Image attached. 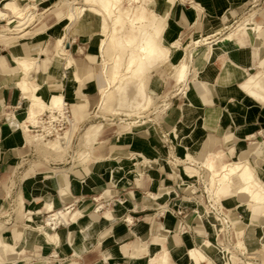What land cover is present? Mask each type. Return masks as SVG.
Masks as SVG:
<instances>
[{
    "label": "crops",
    "instance_id": "0c3cea01",
    "mask_svg": "<svg viewBox=\"0 0 264 264\" xmlns=\"http://www.w3.org/2000/svg\"><path fill=\"white\" fill-rule=\"evenodd\" d=\"M31 1L36 2L30 5L35 8L37 3L47 0ZM153 2L158 3L146 0L151 8ZM253 2L178 0L170 11V19L178 29L173 28L167 35L168 40H180L183 47L193 41L207 39V42H213L222 37L228 23L244 13L246 6ZM193 4L198 8H193ZM0 9L4 10V6ZM9 15L14 18L10 11ZM78 20L70 24L66 14L56 11L48 19V26L42 29L49 32L50 38L0 42V215L12 202L22 199L21 216L31 221L42 218L44 213H51V206L57 211L71 205L74 210L75 207L84 210L88 220L70 224L73 220L68 218L66 225L53 230V234L59 236L58 245L49 237L44 239V233V237L40 233L28 239L29 230L20 229L8 242L15 245V252L12 245L2 246L0 242V264H152L153 259L154 264H158L163 255L168 256V264H225L222 253L216 257L205 254L207 258L199 263L192 261L189 251L199 248L202 240L211 241L215 237L217 245L211 242L221 246V238H218L211 220L200 219V215L197 217L205 210L206 197L202 190L194 189L196 180L187 176L185 169L183 175L178 174L172 167L174 162L169 165L158 137L148 136L153 131L130 135L134 132H128V128L123 134L104 140L101 144L106 145L98 155L95 146L89 158L91 163L76 166L61 161L57 163L47 155L53 154L52 149L47 139L42 146L36 144L33 138L43 136L31 134L36 131L33 125L28 124V131L23 129L30 101L19 85L22 76L15 56L38 58L30 73L35 79L34 85L41 89L46 102L54 94L64 96L72 124L76 118L81 126L88 113L97 108L101 92L108 86L100 65L99 29L95 20ZM260 23H257L261 28L258 33L233 36V45L236 40L237 48H226L229 49L227 53L219 54L214 61L216 71L208 66L204 77L192 83L189 107L184 111L185 103L180 107L183 124L176 125L175 117L181 116L177 113H171V118L166 121L170 125L169 133H175L184 143L183 149L188 150L196 163L218 151L236 150L235 156H229L227 160L240 157L254 143L248 142L259 138L264 131V108L243 93L244 85L252 76L247 79L248 71L253 67L264 68V15ZM25 33L32 32L26 28ZM55 33L67 36L65 57L74 61L72 70L67 69L63 74L59 71L66 61L57 64L54 52H44L49 41L56 38ZM102 51L107 55L108 50ZM202 61L208 63L205 56ZM229 62L237 66L230 80L225 79ZM167 74L166 67H157L148 78L149 91L158 92L162 87L160 84L172 80L169 75L165 81ZM254 75H259L264 83V71ZM71 78H76L77 83H72ZM157 128L154 127L156 134ZM186 152L181 151L177 158L182 160ZM134 154L138 156L133 157ZM139 155L156 163L149 167ZM58 157L63 158V155ZM140 164L141 172H138ZM12 182L16 187L10 189ZM220 194L233 196L226 187ZM239 205L236 197L224 200V209L236 226L237 241L246 239L249 252L253 247L263 249L264 227L260 225L263 214L259 216L254 209L244 210ZM100 207L103 208L101 212L98 211ZM177 207L183 209V216L175 215ZM98 212L100 215H95ZM74 214L85 217L81 211ZM32 224L28 227L41 232L45 226L49 227L47 222L42 227H33Z\"/></svg>",
    "mask_w": 264,
    "mask_h": 264
},
{
    "label": "rangeland",
    "instance_id": "374dc122",
    "mask_svg": "<svg viewBox=\"0 0 264 264\" xmlns=\"http://www.w3.org/2000/svg\"><path fill=\"white\" fill-rule=\"evenodd\" d=\"M47 1H41L40 3H37V7L34 6L35 8H33L30 5L36 2H33L31 0H19L17 1L19 6L16 5L17 4L16 2L13 3L12 0H0V8H2L5 3H6L5 5L10 4L11 6L16 7L19 11H23L25 13L23 17H26L25 25L22 28H15L17 25H19L18 21H14L11 25L8 26H4L6 25V22L0 21V42L5 41V43H14L16 41H19L21 38L22 39L25 38L41 39L42 37L50 38L49 32L45 33V31L42 29L48 26L47 21L50 17H52L53 12L59 11L63 14H66V19L71 24V21L69 20V14L71 13L72 6L75 7L77 6L79 8L84 6L86 7L87 10L84 11V13H82V15L80 16L81 18L79 17L80 19L78 18L79 20L78 19L77 20L78 22H80L83 19L95 20V24L99 29V37H100V41H99L100 51H101L100 65L102 67V71H104V76L105 78H107V83H108V86L105 87V89H103V91L101 92L102 96L100 102L98 103L97 108L91 111L90 113H88L87 118L84 119V122L81 124V126L79 125L77 119L74 118V124L76 126V129H75V134L72 137L70 143H67L65 142V139H62L63 135L65 134L64 132L65 131L67 132L71 129V127L67 125V129H64L63 132H61L64 134L60 136L61 141H63L62 146L53 148L48 145L50 149H52L53 154L47 153V155L51 156L54 159V161L57 163H60L61 161L62 163H69V164L73 163V165L76 164V166H80L88 162L90 163L92 162V160H90L89 158H91L92 156L94 147L96 146L97 148L96 155H98L100 153V150H102V147L106 145L104 143L101 144L104 140L112 136H118L120 134H123L126 130H128V128H129L128 132H134L130 135H133L136 132H140V131L151 130L154 133L148 134V136L158 137V142L161 144V146L165 151L164 154H165V158L167 159L166 161H169V165H172L171 163L174 162L175 166L172 167L175 168L174 170L178 174L181 173V175H183L184 169L187 171L188 167L197 169V173L193 174L194 177L192 178V180H196L194 189L197 191L199 189L202 190V193H204L206 197L205 202L203 203L206 211L204 210V212L198 214L197 217L200 215L202 219L207 218L211 220L213 224H215L216 222L214 216L211 215L210 212L211 209H224L225 208L224 200L232 197H236L240 201L239 206L242 207L244 210L254 209L258 213V215L261 216V214L264 211V207H258L256 206L258 204L254 202H259V201L264 202L263 190L257 191V193L253 198H247L246 196H241V197L223 196L220 194L222 189L219 191V195L214 193L213 189H215V187L209 181L208 176L205 174V171L200 167V165L194 162V159L191 160L188 158L189 160H185L186 157L190 154L188 153L187 149L186 150L183 149V147L185 146L184 143H182L180 139L179 140L177 139L175 133L173 134L169 133L170 125H168L166 121L168 117L172 116L173 113L181 114V116L175 117L176 125L183 124L182 123V121L184 120L182 116L183 112L180 109V107L184 103L185 105L183 111L189 107L188 99H189V92L192 83H196L204 77V75L207 73L208 66L211 67V70L216 71L214 67L215 60L208 59L209 48L214 41L207 42V39L200 41H193L190 44L185 43L184 45L185 48H184L180 40L179 41H177V39L173 41L168 40L167 35L172 33L173 28L178 29V25L172 22L170 19L171 18L170 11L176 5L178 0H153V1H158V3L153 2L152 8L147 6L148 2L146 3V0L123 1L125 4L126 3L129 4L131 1L132 6H131V11L129 13H123L122 11L117 10V14L124 20L123 24L125 25L123 31L119 34V39L121 41H124L127 46L125 57L123 63H121L120 70L121 71L125 70L128 61L127 57L133 50L137 49V51L140 54V58L138 59L137 65L135 66L133 71L127 73L126 78L123 81H119L116 83L115 82L111 83V75L114 69L113 66L114 61L112 60L115 54L114 51L110 48L111 46L109 41L111 35L110 33H107L106 35L103 34V17L95 11L88 10L87 6L91 5V2H86L85 0H50L48 2ZM96 1L101 9L103 7L104 1L103 0L102 2L101 0H96ZM251 1L254 2L246 6L244 13H242L235 20H232L231 22L228 23L227 29H225V34H223L222 37L231 34L233 31H236L240 26L243 25H247L246 29H242L237 34L242 33L243 35H248V34L250 35L251 33L255 34L260 32L261 28L259 25H257V23L261 24L260 19L264 15V0H251ZM194 6L195 5L193 4V8ZM136 11L137 12L141 11V12L138 14L136 13ZM31 13H34V16L32 18H29V15ZM9 18L13 19V17H11L10 15ZM255 27L260 28L258 32L254 30ZM26 28H29V30L32 33H25ZM66 40H67V36H66ZM66 40L62 44L64 49L60 51L63 55H65V52L67 51L66 45L68 42ZM185 40L187 39L185 38L184 41ZM54 42H55V38H52L49 41L47 48L44 50V52L47 53L54 52V54L59 53L60 49L58 50L56 46L52 45V43ZM237 44L238 42L235 40V44L233 45V36H232V41L230 43V46L232 48L234 47L237 48L236 47ZM230 46H227L226 48H229ZM167 49H169V51H167ZM174 49H178V50H174ZM199 49H204V50L198 52ZM102 50L104 51L108 50L107 55L106 54L103 55ZM203 56H205V59L206 61H208V63L202 61ZM234 56H236V54ZM17 60H30L37 62L38 58L32 59L31 57L20 55V56H15L16 63ZM159 66H164L169 70V74L166 75L165 81H167L166 79L169 77V75H171L172 80H168L166 83L160 84L162 87H160L158 92L149 91L147 87L148 78L150 74L155 70H157V67ZM260 71H264V68L253 67L252 70L248 71L247 79L251 75L256 74ZM21 76L22 79L19 82L20 87L22 82L27 80V76L22 70H21ZM31 85H32L33 94H39L41 98H43L41 95V89L38 86L34 85V81L31 82ZM256 92L258 93L257 98L250 92L245 91L243 93H245V95H247L249 98L258 101L259 103L258 102L255 103L264 108V92L260 90H257ZM46 111L48 110H45L42 113V115ZM92 124H98L103 128V131L101 133L98 142H94L92 140H88L84 138L85 130L87 129V127H89ZM38 126L39 124L36 125V127ZM154 127H158L157 128L158 134L155 133ZM263 132L261 133V136L259 138H254L248 142L249 144L251 142L254 143L251 144L249 148L246 149L245 153L240 157H237L233 160H227L229 156L231 157L235 156L236 150H232L230 152L223 151L226 155L225 162L227 163L249 162L245 167L247 168V173L238 176L234 181V184L231 185L232 188L238 189L240 187L245 186L249 181H255L256 179L257 180L261 179V181L264 183V146H260V144L264 142ZM31 134L32 135L37 134V131ZM144 135L147 136V134ZM58 137H55V134H53L51 137L48 138L34 137L33 140L36 141V144H40L42 146L45 143L46 139H47L46 142L49 143L51 140H55ZM181 151L183 152L187 151V152L185 153L183 159L179 160L177 157L179 156L178 153H180ZM54 154L57 155V157L53 156ZM60 155H63V158H59L58 156ZM137 156L138 155L135 154L133 155V157H137ZM139 156L142 157V159H144V161L147 163L149 167L154 166V164L156 163V161H150V159L143 157L142 155ZM182 156L183 154L181 155V157ZM204 157L205 156H203L201 159H203ZM173 158L175 160H172ZM137 171L141 172V164L139 166V170ZM134 173H136V171ZM254 174L256 177L254 176ZM247 175H251L252 177L247 179L246 178ZM15 187L16 184L12 182L10 189H13ZM201 198L203 199V197ZM110 199L112 201V196L110 197ZM104 200H106V198ZM108 203L110 204L111 202ZM22 207H24V203L22 199L16 200L15 202H12V205L8 208V210L5 211V213L0 215V242L2 243V246L4 244L12 245L14 252L16 251L15 245L12 243H8L11 240L12 234L18 232V230L20 229L22 230L26 229L25 231L29 230L27 235L28 239L32 237H36V235H40V233L43 236V233L41 231L32 229L28 227V225H31V223H33L32 224L33 227L35 226L42 227L44 222H46V219L50 215L44 213L42 214V218L40 216L38 219L34 218L31 221V219H27L25 217L23 218L21 216L23 215V213H21ZM78 211H81L85 215V217L76 216L74 213ZM100 212L96 213L95 215L99 216ZM68 218H71L73 220L72 222H70V224H74L78 222L80 223L83 220L86 221L88 220V217H86V212L84 210L83 211L79 210L78 207H75V210L72 212L69 211V214L65 215L63 221H61L60 224L63 223L66 225L67 224L66 220ZM28 221H31V223H29ZM37 222H40V224L35 225ZM260 225L261 226L264 225V221L262 222V224L260 222ZM45 227H46L45 228L46 231L52 234L55 233V231H53L50 227L47 226ZM44 239L46 238L44 237ZM202 241L200 243V247L203 244ZM211 241L217 245V243L215 242V237H212ZM240 241L243 242L245 246H247L246 239ZM219 248L220 246H216L214 252L210 256L216 257L218 253L219 254L222 253L221 251H218L221 250ZM238 248L241 250V252L245 250L244 248L242 249L240 247ZM225 251L228 252V259H226L227 260L226 264L240 263V260L236 256H234L235 254L232 253L231 250H229V248H226L224 252ZM245 251L244 254L245 253L247 254L248 251L246 252ZM250 251L258 255V256L256 254L250 255L252 253L248 252L249 253L248 255L251 257L259 258L260 255L264 256V247L263 249H258L256 247H253L250 249ZM191 259L192 261H196L197 263L201 262L192 257ZM259 259L261 260V257ZM261 262L264 264L263 261ZM168 263L169 260L167 258L165 263L160 262L158 264H168Z\"/></svg>",
    "mask_w": 264,
    "mask_h": 264
},
{
    "label": "bare ground",
    "instance_id": "6f19581e",
    "mask_svg": "<svg viewBox=\"0 0 264 264\" xmlns=\"http://www.w3.org/2000/svg\"><path fill=\"white\" fill-rule=\"evenodd\" d=\"M17 1H19V0H12L13 3L17 2ZM85 1L91 2V5L87 6L89 11H95L103 17V34L106 35L107 33H110V35H111L110 41H109L110 46H111L110 48L115 53L113 56V60H112V61H114V63H113L114 69H113V73L111 75V83L123 81L126 78V74L133 71V69L137 65L138 59L140 58V54L137 51V49L133 50L129 54V56L127 57L128 61H127L125 70L124 71L120 70L121 63H123V60L125 57V52H126L127 46H126L124 41H121L119 39V34L123 31V28L125 25L123 24L124 20L117 14V10H120L123 13H129L131 11L132 2L130 1L129 4H127V3L125 4L123 2L124 0H103L104 4H103V7L100 9L96 0H85ZM101 2H102V0H101ZM194 8H198L197 4L194 6ZM86 10L87 9L84 6L80 7V8L77 6L76 7L72 6L71 13L69 14V20L71 21V24L76 22V20ZM7 11H10L14 14L13 19L8 17ZM24 15H25V13L23 11H19L16 7L11 6L10 4L4 5V10L0 9V21L6 22V25H4V26L11 25L17 19L19 25H17L15 28H22L26 22V20H25L26 17H23ZM33 16H34V13H31L29 15V18H32ZM246 27H247V25L240 26L236 31H233L231 34H228V35L214 41L210 45L208 59L215 60L217 58V56H219V54L227 53V51L230 48H232L230 46V43L232 41V36L236 35L242 29H246ZM259 29H260L259 27L254 28V30L256 32H258ZM55 36H56V38H55L56 43L54 42V43H52V45L56 46L58 48V50L60 49L59 53L55 54L57 64H59L62 61H66V64L64 63L65 64L64 68L62 66V69L60 71L58 70L59 72H61L63 74L67 69L72 70L74 61L71 58L67 59L65 57V55H63L60 52L62 49H64L62 44L66 40V35L61 34V33H55ZM103 37H105V36H103ZM227 46H230L229 49H226ZM167 51H169V49H167ZM17 63H18V66L20 67V69L27 76V80L23 81L21 84V89H22L26 99H30V107H29V110L27 112L28 116L25 119V122L23 124V129L25 131H28L29 130L28 124H31L35 127L37 133H40V135H42L43 137H45V138L51 137L55 133V132H53V129H54V123L53 122L58 119L56 113H58L59 116H62L64 119H67L68 123H69V127H70L72 122H73V119H72V117H68V115L66 114L68 103H65L66 99L64 98V96L59 95V94H54L51 96L49 102H46L43 100V98H41V96L39 94H33L31 82H33L35 79L31 78L30 73L32 72V70H34V67L36 66L37 62L30 61V60H17ZM236 67L237 66L234 65L232 62H229V64L227 65L226 72H225V74H226L225 79L230 80L234 77V71H235ZM71 82L77 83L76 78H71ZM244 90L250 92L251 94L256 96V98L258 95V93L256 92L257 90L264 92V86L260 80V76L253 74L250 77V79L246 82V84L244 85ZM45 110H48V111H46L42 115V113ZM48 112H51L53 114H51L50 123L46 124L44 122L43 118L45 115H47ZM38 124H39V126L36 127V125H38ZM38 129H40V130H38ZM75 129H76V126L73 123L71 129L67 132L66 131L64 132L65 134L60 133V132L55 133V137H58V136L59 137L55 140H51L48 143V145L53 147V148L61 147L63 141H61L60 136H62L63 134L64 135H63L62 139H65V142L70 143L72 137L75 134ZM102 131H103V128L100 125L92 124L89 127H87V129L85 130L84 138L88 139V140H92L94 142H98ZM260 146H264V142H262L260 144ZM225 156L226 155L223 151L213 152V153L208 154L204 161L197 163L205 171V174L208 176L209 181L214 185V187H215V189H213L214 193L219 195V191L221 189H223L224 187H226V188H229L231 190L233 196L234 195L237 197L246 196L247 198H253L255 196V194L257 193V191H261V190L264 191V183L261 181V179L257 180L256 178H255L256 179L255 181H249L243 187H240L238 189L232 188L231 185L234 184V181L236 180V178L238 176H241V174L247 173V168H245V167L249 162L227 163V162H225ZM188 158L193 160L191 155H188L185 160H189ZM150 161H152V160H150ZM219 163H221V166L219 165ZM252 170H253V168H252ZM186 172L188 174V175L186 174L187 176L194 177L193 174L197 173V169L192 168V167H188ZM255 174H254V176H255ZM206 175H204V176H206ZM251 177H252L251 175H247L246 178L249 179ZM257 178H259V177H257ZM254 203L258 204V205H256L258 207H264L263 201L254 202ZM248 205H251V204H248ZM216 206H218V205H216ZM84 207L82 209H84ZM103 208H104V205H103ZM100 209H101V207L98 208V211H100ZM50 211H51V213H49ZM50 211L48 212L50 215L46 219V222H47V225L52 228V230H56L59 226L64 225V224H60V223H61V221H63V218L65 217V215L69 214V211L70 212L74 211V209H73V206L71 205V206L64 208L63 210L53 211V206H51ZM205 211H206V209H205ZM221 211H222V209H211V211H210L211 215L214 216V219L216 222L215 224H213V227L215 228V231L217 232L218 238H221V243H220L221 246L219 248L221 250H218V251H221L222 254L224 255V253H223L224 250H226V248H229V250H231V252L234 253L235 254L234 256H236V257L240 254L241 255L244 254L245 250L248 251L247 246H245V244L243 242H241L240 240L237 241V238H236V240H234V242L229 241L225 244L222 242V232L224 233L226 231L227 224L230 223V225L234 229L236 228V226H235L234 222L232 221L231 216L228 215V218L224 217V215H222ZM30 214H32V213H30ZM262 214L264 216V211ZM109 216L110 215H107V217H109ZM200 219H201V217H200ZM262 226L264 227V225H262ZM220 227H222V228H220ZM42 231H43L42 233H44L47 236V237L45 236V238H47L46 240H48V237H49V240L51 238L53 243H55V245L59 244V236L57 234L52 235L43 228H42ZM236 241H237V243H236ZM237 246L240 247L241 249L244 248L245 250L241 252V250ZM215 248H216V246L210 240H205L201 247L190 250L189 255L192 258L197 259L199 261H205V259L207 258L205 256V254L211 255L214 252ZM248 252H247V255L249 253H252L250 255L256 254L253 252H249V253ZM260 257H261V261L264 262V256L260 255ZM167 258H168L167 255L166 256L163 255L160 262L165 263ZM251 258H255V257H251ZM226 262H227V260H226ZM240 262L242 264H254L252 260L245 258V256L242 260L240 259ZM154 263H156L155 259L152 260V264H154ZM260 264H263V263L261 262Z\"/></svg>",
    "mask_w": 264,
    "mask_h": 264
},
{
    "label": "built area",
    "instance_id": "2783aa9c",
    "mask_svg": "<svg viewBox=\"0 0 264 264\" xmlns=\"http://www.w3.org/2000/svg\"><path fill=\"white\" fill-rule=\"evenodd\" d=\"M51 114H53V113L48 112L47 115L44 116L43 119H44V122L46 124H49L50 123V121H51V118H50L51 117ZM56 114H57V118L58 119L53 122L54 123L53 132H55V133L60 132L61 133V132H63L64 129L67 128V125H69V123H68V120L67 119H64L62 116H59L58 113H56ZM66 114L68 115V117H72L71 114H70V112H69L68 105H67V112H66ZM221 212H222V215H224V217H227L228 218V213L226 212L225 209H222ZM174 213L178 217H181V216L184 215L183 209L181 207L175 208ZM240 219H242V218L240 217ZM234 240H236V231L230 225V223H228L227 224L226 231L224 233L222 232V242L225 244V243H227L229 241L234 242ZM223 253H224L223 257L226 258V259H228V252L225 251ZM244 256H245V258H248L249 260H252L254 264H260L261 263V260L259 258H251L246 253L245 254H242V255L241 254L238 255L237 258L239 260L240 259L242 260L244 258Z\"/></svg>",
    "mask_w": 264,
    "mask_h": 264
}]
</instances>
